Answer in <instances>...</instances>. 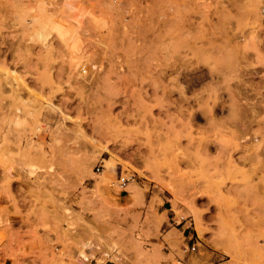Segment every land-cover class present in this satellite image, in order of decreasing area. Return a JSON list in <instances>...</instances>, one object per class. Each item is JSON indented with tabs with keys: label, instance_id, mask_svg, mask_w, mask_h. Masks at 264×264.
Returning a JSON list of instances; mask_svg holds the SVG:
<instances>
[{
	"label": "rangeland",
	"instance_id": "374dc122",
	"mask_svg": "<svg viewBox=\"0 0 264 264\" xmlns=\"http://www.w3.org/2000/svg\"><path fill=\"white\" fill-rule=\"evenodd\" d=\"M263 8L264 0H0V264H83L93 244L98 264H264V161L222 157L230 133L199 132L204 119L201 130L184 122L183 133L159 100L172 63L197 45L201 74H223L189 96L218 90L227 102L218 120L232 104L227 85H264V48L253 39L264 38ZM261 90L241 102L264 129ZM256 129L238 141L257 144ZM202 135L213 141L210 157L193 158ZM228 159L236 168L216 173ZM115 193L128 196L117 202Z\"/></svg>",
	"mask_w": 264,
	"mask_h": 264
},
{
	"label": "bare ground",
	"instance_id": "6f19581e",
	"mask_svg": "<svg viewBox=\"0 0 264 264\" xmlns=\"http://www.w3.org/2000/svg\"><path fill=\"white\" fill-rule=\"evenodd\" d=\"M262 12H264V8H263V11ZM188 21H190V19H188ZM185 22H187V21H185ZM185 22H184V25H185ZM191 23H190V25L192 26ZM193 25H195V24L193 23ZM182 27H180L181 30L183 29ZM187 27L190 30L191 27L186 26V30H182V31L183 32L184 31L187 32ZM193 29H194V27H193ZM191 31L192 30H190L189 32L191 33ZM173 34L174 33L172 32V35ZM180 36H182V35H180ZM187 37H189V36H187ZM191 37L192 36H190V38ZM194 37L197 40V41H195L197 43L199 42L198 41L199 39L200 40L202 39V36L200 37V35L198 36V34H195ZM174 38H175V36H174ZM192 39H193V37H192ZM253 39H254L255 42L262 44V46L264 48V38H260L259 39L258 36L255 35L253 37ZM192 45H193V43H192ZM199 49H200V46H198V45L195 48L192 49V51H191L192 54L191 55H193V57H191V58H189L188 56H186V57H184V59L179 60V62H177V59H176L175 62L172 63L171 67L169 66L170 67L171 74L172 75L173 74L175 75L174 77L171 78V84H170V86L169 85H166L164 87L163 86L162 87L159 86L162 89L164 88V91L163 92L159 88L160 91H161L160 93H162V94L164 93V98H160L159 100H162L163 99V101L166 103V104H164V103L162 104V106L165 107V111L164 112L166 113V118L169 117L171 119L170 120L168 118L170 122L177 120L178 123L175 121L176 122V125H177L178 128H181V130L184 129L185 128L184 126H187V125H192V127H193V125H196L195 127H197V129L203 127L202 130L199 129V130H201L199 132H202L203 131L202 132L203 134H206V132H208L207 130H209V129H212L213 130V129H216V128L217 129L218 128H224L223 129L224 131L222 130L223 131V135L224 134L227 135L228 133H230L229 135H231L230 137H232V139L230 138L231 140H226L224 143L220 144V146H219L220 147V152L219 153L222 155V157H224L226 155H229L228 157L232 158L234 155H240V153H241V155L239 156V159H243L244 161H249V163L252 162V164H254L255 162L261 163L262 161H264V143H263V141H264V129H262L260 127L261 126V122L257 120V118H258L259 115H258V112L255 110V108L253 107V108H251V110L250 109L248 110V108H246V106H244L245 108L242 107L243 104L241 102L242 101L241 95L247 94V93H248V96H249V93L251 95H254V94H256V95L257 94H263L261 88H263V91H264V85L262 84V85L259 86L258 84H250L249 86H244L243 87L240 84V86H237L236 87L237 90H235V89L231 88V86L227 85L226 86V89L228 90V96L232 100V104L229 106V113L227 114V116L224 117V118L221 117L218 120L216 118V116H215L216 113H217V111L219 110L222 113V112H224V109L227 108V106H226V103L227 102H226V100H223L222 99V96H220V94L218 93V90H215V91L210 90V92H208V94L206 96H203V95L198 96L196 94L195 98H193V99L189 96V93L190 92H192V93L194 92L195 93L196 87L198 85L202 84L203 81L206 78L214 79L215 77L219 76V74H223V72L220 69H218L217 67H215V66L209 67V69H207V68L204 67L206 69L205 72H204V75L201 74V72L204 71V70H202L203 66H202V68L200 66L202 62H201V58L199 56ZM180 57L182 58V56H179V58ZM194 59L196 60L195 63L192 62V60H194ZM195 65H197V66H195ZM199 69H201V71H198ZM162 70H164V69H162ZM245 71H248V70H245ZM165 72H166V70H165ZM167 74L168 73L166 72L165 76ZM164 83H162V84L165 85ZM157 89H158V87H157ZM219 91H220V89H219ZM156 92H155V95L158 94ZM174 93L177 94V97H174L173 96ZM256 95H255V97H256ZM248 96L246 95V97H248ZM100 99H101V97H100ZM243 99H246L247 100V98H245V97ZM110 101L113 102L112 100L109 99V103H110ZM96 103H98V102H96ZM255 103L258 104V102H255ZM110 104L112 105L113 103H110ZM254 105H256V104H254ZM89 108L90 107H88V109ZM96 108L98 109L97 106H96ZM96 108H94V109H96ZM172 108H175L176 111H178V116L177 115H174L175 114L174 112H173V114L171 113V109ZM80 109H82V108H80ZM175 109L172 110V111H175ZM202 115H204L205 118ZM179 116L182 117V118H186L188 121L187 120L186 121L185 120L183 121L182 118L181 119L179 118ZM202 119H204V122L206 120L208 126L202 125V127H201L198 124L199 122H197V121L198 120H202ZM181 121L183 122V124H182ZM179 122L181 123V126H180V123ZM184 122L186 124L187 123L188 124L187 125H184L185 124ZM172 123L175 124L174 122H172ZM254 123L255 124H258V128L259 129H256V133L260 134L261 140H260V142H258L255 145L251 144V145H246V146L244 145L243 146V144H241V142H239V141L241 139H243L244 137H246V135L248 137V133H249L250 137H252L251 136V133L249 131L252 129ZM182 127H184V128H182ZM178 130H180V129H178ZM181 130H180V132H181ZM182 131L184 133L185 130H182ZM180 132L179 131H177V133L176 132H173V134L178 136V133H180ZM180 135H181V137L183 136L182 133H180ZM190 137H191V135H190ZM201 138H202V140L200 141V143L191 145V148H192V146L196 147L195 150H194V147H193V151L196 153L195 156H193L194 154L192 155L193 158L199 157V156H205V155L207 156L206 158H208V156L210 157L209 150H210L211 142H213V141H210L209 139H206V140L204 139L203 140V138H204L203 135H202ZM254 138H256V137H254ZM192 139L194 140L193 137H191V141H193ZM247 140L249 141V139H247ZM256 141H258V140H256ZM179 143L180 142H178V145H180ZM182 145L183 144L181 143V146ZM186 146H188V145H186ZM179 148H180V146H179ZM237 157L238 156H236V158ZM237 161H238V158H237ZM225 162H223V163H225ZM226 164L227 165H223V166L220 165V164H217L214 167L215 170H216V173H222V172L230 173L231 168H236L235 167L236 164L232 160H229L228 163H226ZM258 169H259V167H258ZM237 187L238 186H236V190L238 189ZM244 191H246V189H244L243 192ZM172 241H173V238H172Z\"/></svg>",
	"mask_w": 264,
	"mask_h": 264
},
{
	"label": "built area",
	"instance_id": "2783aa9c",
	"mask_svg": "<svg viewBox=\"0 0 264 264\" xmlns=\"http://www.w3.org/2000/svg\"><path fill=\"white\" fill-rule=\"evenodd\" d=\"M100 170H101V168L98 167V171H100ZM120 181H121V183H120L121 187H124L125 185H127L128 178L121 177ZM0 211H1V205H0ZM198 243L193 242L192 246H188V249L191 250L192 252L197 251V244ZM95 247H96V249L100 248L99 246H95V244H93L92 246H88L86 248V251H85L86 256H84V255L80 256V259L84 262L83 264H98L97 256H99L100 254L96 253L94 256H92V248H95ZM106 255L110 256L109 253H106ZM0 256H1V251H0ZM102 263L103 262H101L99 264H102ZM108 263H109V260H107L105 262V264H108ZM180 264H183V262L180 261Z\"/></svg>",
	"mask_w": 264,
	"mask_h": 264
},
{
	"label": "crops",
	"instance_id": "0c3cea01",
	"mask_svg": "<svg viewBox=\"0 0 264 264\" xmlns=\"http://www.w3.org/2000/svg\"><path fill=\"white\" fill-rule=\"evenodd\" d=\"M105 191H109L107 188H105ZM111 192V191H110ZM112 193V192H111ZM113 196H114V199H115V201H122V198L123 197H126V196H128V193H124L123 195H118L117 193H115V194H112ZM63 247V245L62 244H58L57 245V249H61ZM29 249V247L27 248V250ZM109 264V263H108Z\"/></svg>",
	"mask_w": 264,
	"mask_h": 264
}]
</instances>
